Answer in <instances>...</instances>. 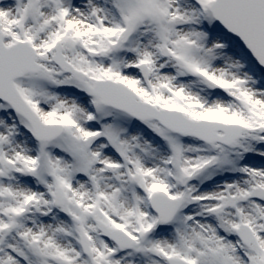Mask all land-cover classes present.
Returning a JSON list of instances; mask_svg holds the SVG:
<instances>
[{"label":"snow or ice","instance_id":"6c2138e0","mask_svg":"<svg viewBox=\"0 0 264 264\" xmlns=\"http://www.w3.org/2000/svg\"><path fill=\"white\" fill-rule=\"evenodd\" d=\"M0 264H264V0H0Z\"/></svg>","mask_w":264,"mask_h":264}]
</instances>
